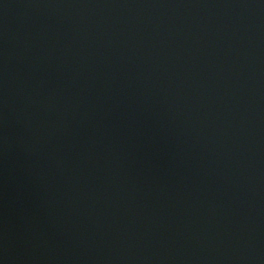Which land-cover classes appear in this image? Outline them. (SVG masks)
I'll return each instance as SVG.
<instances>
[{
  "label": "water",
  "instance_id": "95a60500",
  "mask_svg": "<svg viewBox=\"0 0 264 264\" xmlns=\"http://www.w3.org/2000/svg\"><path fill=\"white\" fill-rule=\"evenodd\" d=\"M0 264H264V0H0Z\"/></svg>",
  "mask_w": 264,
  "mask_h": 264
}]
</instances>
